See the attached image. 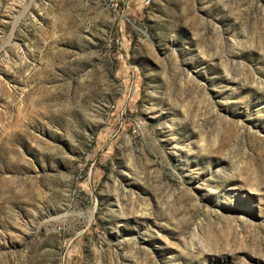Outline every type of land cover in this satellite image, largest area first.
<instances>
[{"label": "rangeland", "instance_id": "1", "mask_svg": "<svg viewBox=\"0 0 264 264\" xmlns=\"http://www.w3.org/2000/svg\"><path fill=\"white\" fill-rule=\"evenodd\" d=\"M0 0V264H264V0Z\"/></svg>", "mask_w": 264, "mask_h": 264}, {"label": "built area", "instance_id": "2", "mask_svg": "<svg viewBox=\"0 0 264 264\" xmlns=\"http://www.w3.org/2000/svg\"><path fill=\"white\" fill-rule=\"evenodd\" d=\"M108 4L112 8H116L118 6L117 0H107ZM142 6H148L152 0H139Z\"/></svg>", "mask_w": 264, "mask_h": 264}]
</instances>
